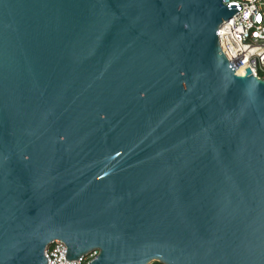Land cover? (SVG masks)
Instances as JSON below:
<instances>
[{"label":"water","instance_id":"obj_1","mask_svg":"<svg viewBox=\"0 0 264 264\" xmlns=\"http://www.w3.org/2000/svg\"><path fill=\"white\" fill-rule=\"evenodd\" d=\"M222 0H0V264H264V80Z\"/></svg>","mask_w":264,"mask_h":264},{"label":"built area","instance_id":"obj_2","mask_svg":"<svg viewBox=\"0 0 264 264\" xmlns=\"http://www.w3.org/2000/svg\"><path fill=\"white\" fill-rule=\"evenodd\" d=\"M226 5H239L233 15L218 25L220 41L248 66L253 76L264 80V0H222ZM46 264H86L97 249L81 253L74 260H66L65 244L51 239L43 248ZM154 264H163L159 261ZM147 264H151V261Z\"/></svg>","mask_w":264,"mask_h":264},{"label":"bare ground","instance_id":"obj_3","mask_svg":"<svg viewBox=\"0 0 264 264\" xmlns=\"http://www.w3.org/2000/svg\"><path fill=\"white\" fill-rule=\"evenodd\" d=\"M249 75H252L253 76V74L250 72V73H248V74H246L245 76L247 77V76H249Z\"/></svg>","mask_w":264,"mask_h":264},{"label":"trees","instance_id":"obj_4","mask_svg":"<svg viewBox=\"0 0 264 264\" xmlns=\"http://www.w3.org/2000/svg\"><path fill=\"white\" fill-rule=\"evenodd\" d=\"M158 263L157 261H152L151 264Z\"/></svg>","mask_w":264,"mask_h":264},{"label":"rangeland","instance_id":"obj_5","mask_svg":"<svg viewBox=\"0 0 264 264\" xmlns=\"http://www.w3.org/2000/svg\"><path fill=\"white\" fill-rule=\"evenodd\" d=\"M152 261H156V260H151V262H152ZM149 262H150V261H149Z\"/></svg>","mask_w":264,"mask_h":264}]
</instances>
